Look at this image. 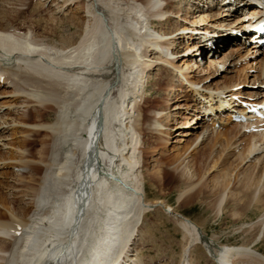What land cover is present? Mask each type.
<instances>
[{
    "label": "bare ground",
    "instance_id": "obj_1",
    "mask_svg": "<svg viewBox=\"0 0 264 264\" xmlns=\"http://www.w3.org/2000/svg\"><path fill=\"white\" fill-rule=\"evenodd\" d=\"M22 1L11 0L15 6L12 12L0 11V72L7 84H11L14 93L25 94L24 87L28 86L27 90L31 89L25 95L42 106L54 104L51 108L54 114L48 119L44 111L36 113L40 120L48 122L34 127L45 128L49 139L36 142L34 139L31 144L28 143L34 148L41 144L37 153L44 166L43 169L34 166L30 172L31 176L37 174L39 177L36 186L27 187L31 190L35 210L23 217L11 213L6 219L0 215V264H140L134 248L139 227L144 215L159 204V201L147 199L145 178L140 173V132L137 131V123L132 120L134 110L142 101L144 84L151 79L146 77L147 67L142 58L145 54L142 56L141 50L154 47L151 51L159 48L164 54L165 47L175 45L177 39L176 35L164 39L155 37L151 27L165 25L172 20V15L182 17L185 11L187 14L191 11V15L200 12V16L205 8L219 6V9H225V13H213L210 21L216 23L222 16L232 17L246 12L253 5L249 10L251 13L241 16L243 21L248 20L246 23L251 27L250 19L262 14L260 5L264 6V0H235V3L233 0L227 4L224 0H197V3L194 0H163V5L161 0H53L52 6L58 12L64 5H70L83 14V17L72 16L68 21L62 20L46 28L52 34L62 27L69 30L81 28L78 34L60 36L61 45L43 41L25 29H19L20 19L29 12L41 11L44 5V2L40 3L39 9L33 10L30 0L27 8H18ZM190 1L192 4H189ZM237 2L244 3L242 8L237 6ZM185 20H188L187 17ZM176 23L178 27L165 35L186 29L179 26L178 21ZM203 29L197 25L191 28L199 33ZM247 31L244 30L243 34ZM232 36L241 38L238 34H228L225 40H234ZM216 39L213 38L214 41ZM202 42L206 54L217 56L219 51H209L212 46L209 48L203 39ZM222 43L225 45V42H217L220 47ZM208 57L210 61L215 60ZM167 63L179 68L173 61ZM163 80H166L165 74L156 82L160 84L158 82ZM186 80L192 84L193 91L202 89L189 77ZM206 91L202 96L209 99L210 104L205 110L215 114L220 110L231 111L234 102L220 103V97L219 100L215 98L218 93ZM244 101L253 100L248 98ZM213 116L214 123L216 117ZM220 116L231 119L229 112ZM31 119L33 117L29 116L26 121ZM255 121L257 130L250 132L252 137L239 158L241 161L253 159V168H259L263 173L264 120ZM239 125L247 126L248 123H236V126ZM73 131L74 138L70 139V132L73 134ZM236 134L237 131L232 129L226 135V144L221 142V145H229ZM215 138L213 146L219 137ZM19 155L18 161L22 165L30 164L25 160L26 155ZM217 162L216 159L210 168L215 167ZM229 173L221 176V181L219 178L216 181L220 185L218 187L223 188L214 203L218 214L224 210L227 200L224 182H227ZM188 174L182 173V177L170 174L168 178L170 182L186 186L180 191V198H185L194 187L193 174ZM237 176L241 184L236 186L237 192L233 189L235 193H231L230 199L235 203L243 201L248 207L246 209L258 204L263 207L258 220L259 238L264 234V183L253 174L241 172ZM1 202H5L3 197ZM181 202L184 204L185 201ZM163 207L167 208L165 212L168 215L179 220L186 232L183 264H190L187 258L195 244H200L207 258H212L216 264H264V253L250 246L217 245L195 222L177 214L169 205Z\"/></svg>",
    "mask_w": 264,
    "mask_h": 264
},
{
    "label": "rangeland",
    "instance_id": "obj_2",
    "mask_svg": "<svg viewBox=\"0 0 264 264\" xmlns=\"http://www.w3.org/2000/svg\"><path fill=\"white\" fill-rule=\"evenodd\" d=\"M29 1L23 0L18 8H27ZM194 1L197 3V0ZM43 2L41 11L29 12L19 20L17 25L19 29H25L26 32L43 41L57 45L62 44L60 36L63 34L68 36L80 33L81 28L69 30L66 27L60 28L63 32L58 30L55 34L48 33L46 29L48 26L50 28L51 25H56L62 20L68 21L72 16L83 17V14L70 5H64L58 12V9L52 6L53 0H32L31 9L38 10L39 4ZM161 3L163 5V0ZM189 4L192 2L190 1ZM13 6L11 0H0V11L12 12L15 7ZM252 7L250 6L249 9L252 10ZM249 9L232 17L222 16L216 23L210 21L213 13L219 15L225 13L223 11L225 9H219V6L205 8L200 16H198L200 12L193 16L191 11L188 14L185 11L182 17L172 15V20L165 25L151 27V31L155 37L162 39L176 35L175 45L165 47L164 54L160 53L159 48L151 51L154 47L141 50L142 56L146 55L142 57L147 67L146 77L151 79L144 84L142 101L134 110L135 115L133 114L132 120H135L133 123H137V131L140 132L139 151L142 156L140 173L145 178L147 199L152 202L159 201V204H155V207L144 215L143 223L139 227L134 248L140 264H183V249L187 235L180 226L179 220L165 212L167 208L163 207L164 205L171 206L174 212L195 222L217 245L250 246L264 253V234L259 237L260 239L257 238L260 230L258 220L263 213V207L258 204L246 209L248 207H245L243 201L235 203L230 199L231 193L238 190H235L236 186L239 187L238 184H241L237 173L253 174L256 179L260 177L264 183V171L262 173L261 169L253 168V159L249 161V158H246L241 161L239 158L246 148V143L252 137V131L257 129L254 128L255 120L249 118L240 123L234 121L233 117L230 119L229 116H220L223 113L232 114L235 113L233 111H240V100L252 99V96L264 94V47H258L249 39H245L243 33L241 34L242 31L249 29V24L246 23L248 21H243L241 17L244 13H251ZM185 17L188 20H185ZM177 21L179 26H185L186 29L165 35L178 27ZM196 25L204 28L200 31L202 34L191 30ZM237 33L242 35L240 39L232 36L234 40H225L228 34ZM200 37L204 42L206 41L209 48L215 43V47H211L209 51L212 49L211 52L214 53L219 51L216 53L217 56L211 57L216 61L208 59L211 53L206 54L205 44ZM213 38L217 39L214 41ZM217 42H225V45L222 43L220 47ZM173 49L175 50L172 51ZM167 61H173V64L179 68L173 67ZM160 74H165L166 80L157 84ZM188 77L192 82H197L198 87L202 89L193 91L192 84L186 80ZM12 88L11 84L0 85V91L3 93L0 95V123H2L0 124V215L6 219L10 218L11 213L23 217L26 214L31 215L35 210L31 190L27 187L36 186L39 177L37 174L31 176L30 172L34 166H40L42 169L44 166L37 153L41 144L34 148L28 143L34 139L35 142L49 139L45 128L34 125L48 122L40 120L37 116L39 112L44 111L46 115L48 114L46 116L48 119L54 114L51 109L54 104L42 106L31 96L25 95L30 92L31 88L27 90L28 86L24 87L25 94L16 91L14 93ZM205 91L218 93L215 98L219 100L220 97V103L234 102L231 104L234 105L231 111L226 109L224 112L220 110L217 114L215 112L209 114L210 111L205 110L209 107V99L202 96ZM213 115L216 117L214 123ZM26 116H32V121L27 122ZM135 118L140 121L137 122ZM236 123H248V125L236 126ZM232 129L237 131L236 138L230 140L229 145L222 146L221 142L226 144V135ZM74 134V131L73 134L70 132L69 138L73 139ZM215 137L219 138L213 146L216 142ZM19 154L26 155L25 160L30 164L22 165L18 161ZM216 159L217 164L210 168ZM226 172H230L226 177L227 182H224L227 200L224 203V210L218 214L214 203L223 188L218 187L220 185L216 181L218 178L221 181L223 179L221 176ZM182 173H189L190 176L193 174L192 182H194L192 183L194 187L190 190L192 192L189 191L185 198H180L179 194L186 186L170 182L168 179L170 174L182 177ZM2 197L5 201L3 203ZM182 200L185 201L184 204ZM187 259L190 264H216L212 258H207L205 249L200 244H195L190 249Z\"/></svg>",
    "mask_w": 264,
    "mask_h": 264
}]
</instances>
